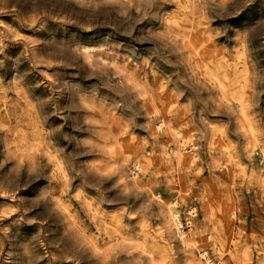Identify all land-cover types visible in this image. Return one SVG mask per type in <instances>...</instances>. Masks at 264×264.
<instances>
[{"label": "rangeland", "instance_id": "obj_1", "mask_svg": "<svg viewBox=\"0 0 264 264\" xmlns=\"http://www.w3.org/2000/svg\"><path fill=\"white\" fill-rule=\"evenodd\" d=\"M0 264H264V0H0Z\"/></svg>", "mask_w": 264, "mask_h": 264}, {"label": "snow or ice", "instance_id": "obj_2", "mask_svg": "<svg viewBox=\"0 0 264 264\" xmlns=\"http://www.w3.org/2000/svg\"><path fill=\"white\" fill-rule=\"evenodd\" d=\"M258 3H259V0H258ZM255 6H256V5H253V7H255ZM247 11H251V8L248 9ZM245 15H246V13H245V14H242V16L240 17V19H243Z\"/></svg>", "mask_w": 264, "mask_h": 264}]
</instances>
